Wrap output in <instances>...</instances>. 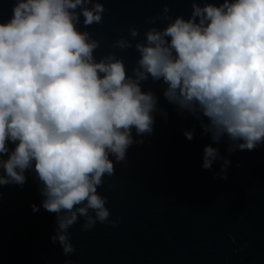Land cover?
Listing matches in <instances>:
<instances>
[{"label":"clouds","instance_id":"clouds-1","mask_svg":"<svg viewBox=\"0 0 264 264\" xmlns=\"http://www.w3.org/2000/svg\"><path fill=\"white\" fill-rule=\"evenodd\" d=\"M191 9L135 44V78L114 55L97 62L100 42L77 27L81 16L85 27L102 24L103 3L13 0L11 16L0 21V187L23 186L25 173H35L43 199L32 210L56 214L51 240L64 255L75 251L68 230L80 217L84 231L97 222L116 226L97 190L137 142L133 130L153 134L161 109L141 88L149 77L166 85L164 98L200 121L213 144L227 139L229 152L264 145V0H191ZM184 136L191 141L194 130ZM218 158V148L206 145L201 167L210 170ZM229 165L224 159L214 178L226 179Z\"/></svg>","mask_w":264,"mask_h":264},{"label":"water","instance_id":"water-1","mask_svg":"<svg viewBox=\"0 0 264 264\" xmlns=\"http://www.w3.org/2000/svg\"><path fill=\"white\" fill-rule=\"evenodd\" d=\"M94 2L105 6L103 23L85 27L81 16L77 27L100 42L93 54L97 62L114 55L132 78L139 59L135 44L145 41L149 29L162 30L192 11L191 0ZM198 2L202 6L207 0ZM12 7L13 0H0V21L11 16ZM131 28L139 32L135 39ZM118 40L133 46L120 49ZM165 87L151 77L141 82L143 91L158 97L161 109L154 113L153 134L141 137L133 130L137 142L124 161L110 157L115 173L106 175L97 190L107 198L109 221L116 226L97 222L84 231L80 217L68 230L75 251L64 255L59 242L51 240L56 214L32 210L43 197L35 173L28 171L23 186L0 187V264H264V145L229 152L227 139L213 144L200 121L164 98ZM185 130H194L191 141ZM206 145L220 154L210 170L201 167ZM224 159L230 161L227 178H214Z\"/></svg>","mask_w":264,"mask_h":264}]
</instances>
